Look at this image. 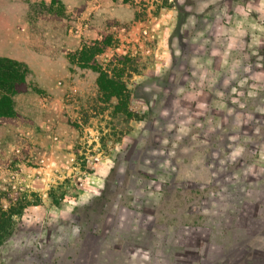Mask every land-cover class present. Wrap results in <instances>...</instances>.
<instances>
[{
  "label": "rangeland",
  "instance_id": "rangeland-1",
  "mask_svg": "<svg viewBox=\"0 0 264 264\" xmlns=\"http://www.w3.org/2000/svg\"><path fill=\"white\" fill-rule=\"evenodd\" d=\"M13 30L0 208L31 204L0 264H264V0H0Z\"/></svg>",
  "mask_w": 264,
  "mask_h": 264
},
{
  "label": "trees",
  "instance_id": "trees-1",
  "mask_svg": "<svg viewBox=\"0 0 264 264\" xmlns=\"http://www.w3.org/2000/svg\"><path fill=\"white\" fill-rule=\"evenodd\" d=\"M99 45L100 44L97 43H93L90 46L85 44L82 45V47L78 51L77 64L83 68H91L97 71L99 73L98 83L100 85L102 84V80L109 79L110 85H108L106 89L109 92L110 97L116 98L115 104L113 105V115L117 116L118 114H123L125 117H131L133 113L128 108L131 99V91L128 89L127 85L122 80L124 71L121 69H113L111 70L112 76H109L108 72L106 70H103L96 63L95 56L102 52V48ZM10 64H16L18 66L20 65L15 62H10ZM19 68L22 69V72L15 70V68H12L8 72V67L6 68V71L4 73L6 74V77L4 79L0 78V89H2V87H5L4 90L6 91H15V84L23 82L24 74L25 72H27V68L25 66H19ZM124 68H126V66ZM10 72H13V74ZM12 110L13 108L11 97H9V95L7 94H2L0 97V114L9 115ZM50 197L54 198L52 194H50ZM30 204L31 202H18L17 205L13 204L9 206L7 210L0 208V246L4 243L8 235H10L13 231L14 219L16 217H19L23 213L24 208Z\"/></svg>",
  "mask_w": 264,
  "mask_h": 264
},
{
  "label": "crops",
  "instance_id": "crops-1",
  "mask_svg": "<svg viewBox=\"0 0 264 264\" xmlns=\"http://www.w3.org/2000/svg\"><path fill=\"white\" fill-rule=\"evenodd\" d=\"M23 39H24L23 34H20L19 31L17 32V30H13L12 34L0 33V40L2 41V47H5L7 45L6 42L8 40L10 43H15L18 46V49H20L18 50L17 47H15L16 50H13V54L14 52L20 53V51H22L25 54L30 53L31 51L30 46L28 45L27 42H23Z\"/></svg>",
  "mask_w": 264,
  "mask_h": 264
}]
</instances>
